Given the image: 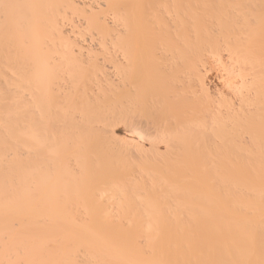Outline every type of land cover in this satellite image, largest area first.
Returning a JSON list of instances; mask_svg holds the SVG:
<instances>
[{"label":"bare ground","instance_id":"bare-ground-1","mask_svg":"<svg viewBox=\"0 0 264 264\" xmlns=\"http://www.w3.org/2000/svg\"><path fill=\"white\" fill-rule=\"evenodd\" d=\"M0 264H264V0H0Z\"/></svg>","mask_w":264,"mask_h":264},{"label":"rangeland","instance_id":"rangeland-1","mask_svg":"<svg viewBox=\"0 0 264 264\" xmlns=\"http://www.w3.org/2000/svg\"><path fill=\"white\" fill-rule=\"evenodd\" d=\"M115 135H117L118 137H122L123 136V130L121 128H117L115 130Z\"/></svg>","mask_w":264,"mask_h":264}]
</instances>
